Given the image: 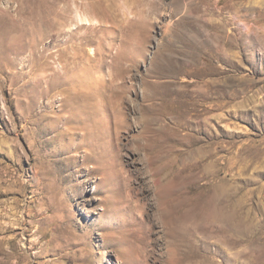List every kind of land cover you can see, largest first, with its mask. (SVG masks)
<instances>
[{"label":"rangeland","instance_id":"rangeland-1","mask_svg":"<svg viewBox=\"0 0 264 264\" xmlns=\"http://www.w3.org/2000/svg\"><path fill=\"white\" fill-rule=\"evenodd\" d=\"M52 4L0 0V264H264V0Z\"/></svg>","mask_w":264,"mask_h":264},{"label":"bare ground","instance_id":"bare-ground-1","mask_svg":"<svg viewBox=\"0 0 264 264\" xmlns=\"http://www.w3.org/2000/svg\"><path fill=\"white\" fill-rule=\"evenodd\" d=\"M15 1H18V3H21L24 0H22V1L21 0H15ZM29 1L32 2L33 0H29ZM64 1H65V3L63 4V6H59V0H41V3H43L45 5H49V6H51L50 2L53 3L52 5L55 6L56 9L58 10V12H56V13H58L57 15H60V16H63L65 11L68 12L70 9L75 8L77 11L84 10V11L95 12V13H99V14L101 13L100 17H102V14H103L106 17L110 16L111 19H112V17H113V19H114V17L115 18L121 17V19L124 20V16L126 14L128 15V12L130 10H132L133 8L139 9L141 7L143 0H88L87 2L85 0H83L82 2H77L76 0H74V1H76V2H74L75 4L73 3L74 7L71 6V3L69 2V0H64ZM18 5L19 6H18V8H16V10L19 13V12H21L22 7L20 6V4H18ZM23 8H24V5H23ZM26 10H28V9L26 8ZM54 11H56V10H54ZM4 12L5 13H9L10 9H5ZM10 13H12V12H10ZM80 17H81V19H84V16L81 15V14H80ZM102 18H104V17H102ZM125 20H127V19L125 18ZM62 22H63V20H62ZM88 22L91 23L90 20H88ZM120 22H121V20H120ZM124 25L125 26H132V25H135V24L134 23H129V24H124ZM57 28H59V27H57Z\"/></svg>","mask_w":264,"mask_h":264}]
</instances>
